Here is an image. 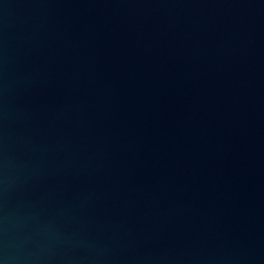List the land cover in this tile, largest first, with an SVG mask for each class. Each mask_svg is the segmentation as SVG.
<instances>
[{"label": "water", "instance_id": "obj_1", "mask_svg": "<svg viewBox=\"0 0 264 264\" xmlns=\"http://www.w3.org/2000/svg\"><path fill=\"white\" fill-rule=\"evenodd\" d=\"M0 264H264V0H0Z\"/></svg>", "mask_w": 264, "mask_h": 264}]
</instances>
